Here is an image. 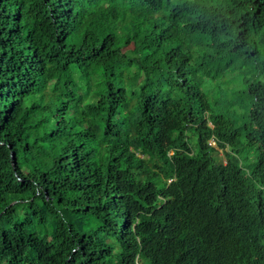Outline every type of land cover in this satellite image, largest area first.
Segmentation results:
<instances>
[{
	"label": "trees",
	"instance_id": "obj_1",
	"mask_svg": "<svg viewBox=\"0 0 264 264\" xmlns=\"http://www.w3.org/2000/svg\"><path fill=\"white\" fill-rule=\"evenodd\" d=\"M0 264H264V0H0Z\"/></svg>",
	"mask_w": 264,
	"mask_h": 264
},
{
	"label": "rangeland",
	"instance_id": "obj_2",
	"mask_svg": "<svg viewBox=\"0 0 264 264\" xmlns=\"http://www.w3.org/2000/svg\"><path fill=\"white\" fill-rule=\"evenodd\" d=\"M211 144H212L213 146H215V145H216V141H215V140H212V141H211ZM217 157L223 160V154L221 153V151H219V152L217 153Z\"/></svg>",
	"mask_w": 264,
	"mask_h": 264
},
{
	"label": "clouds",
	"instance_id": "obj_3",
	"mask_svg": "<svg viewBox=\"0 0 264 264\" xmlns=\"http://www.w3.org/2000/svg\"><path fill=\"white\" fill-rule=\"evenodd\" d=\"M212 140H214V139H211V140H210V144H211V141H212ZM211 145H212V144H211ZM212 146H213V145H212ZM215 146H216V145H215Z\"/></svg>",
	"mask_w": 264,
	"mask_h": 264
}]
</instances>
